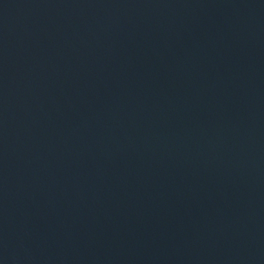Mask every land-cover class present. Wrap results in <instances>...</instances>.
<instances>
[{
	"label": "water",
	"instance_id": "95a60500",
	"mask_svg": "<svg viewBox=\"0 0 264 264\" xmlns=\"http://www.w3.org/2000/svg\"><path fill=\"white\" fill-rule=\"evenodd\" d=\"M0 264H264V0H0Z\"/></svg>",
	"mask_w": 264,
	"mask_h": 264
}]
</instances>
